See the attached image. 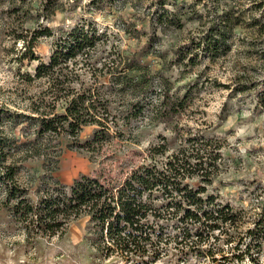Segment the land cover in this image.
Listing matches in <instances>:
<instances>
[{
	"label": "rangeland",
	"instance_id": "1",
	"mask_svg": "<svg viewBox=\"0 0 264 264\" xmlns=\"http://www.w3.org/2000/svg\"><path fill=\"white\" fill-rule=\"evenodd\" d=\"M88 1L58 0L45 18L38 0L16 12L10 0H0V110L34 116L33 108L48 110L47 80L27 81L37 61L21 56L33 29L46 25L57 32L87 19L107 33L106 41L87 57L78 56L74 66L82 82L77 88L90 85L109 100L116 124H110L105 141L90 150L82 147L93 126L84 127L77 140L66 133L35 139L32 125L0 117V134L18 146L7 162L19 167L16 180L27 198L35 201L45 184H69L82 174L119 182L148 162L150 147L165 144L170 154L196 136L221 146L208 191L242 212V228L251 224L264 211V106L259 101L264 31L254 24L264 22V10L255 8V0H108L94 11ZM224 12L237 22L228 38L230 49L215 57L194 55L191 42ZM165 15L179 26L166 24ZM52 45V37H39L34 54L46 61ZM68 64L71 69L73 63ZM3 198L0 190V264H212L194 257L180 262L172 243L157 259L152 254L107 256L93 246L85 214L52 237L27 233ZM220 246L229 249L223 242ZM258 258L264 264V243Z\"/></svg>",
	"mask_w": 264,
	"mask_h": 264
},
{
	"label": "trees",
	"instance_id": "2",
	"mask_svg": "<svg viewBox=\"0 0 264 264\" xmlns=\"http://www.w3.org/2000/svg\"><path fill=\"white\" fill-rule=\"evenodd\" d=\"M32 1L10 0L12 11L16 12ZM57 1L38 0L41 10L46 13L45 18L53 14ZM107 2L89 0L86 6L97 11ZM255 8L264 10V0H255ZM219 16L218 23L213 22L191 42L194 55L202 52L215 57L230 49L228 38L237 22H231V16L226 12ZM162 17L166 24L179 26L178 20L166 15ZM255 23H259V30L264 31V22L254 20ZM42 36L53 38L46 61L40 60L33 51ZM106 39V31L87 19L57 32L46 25L33 29L26 36L27 45L21 56L37 61L33 73L26 74L27 81L47 80L50 101L45 103L48 110L33 108L38 113L36 116L0 110V117L3 115L14 124L26 122L32 125L35 139L66 133L77 140L84 127L93 126L82 147L90 150L105 141L110 124H116L109 100L90 85L77 88L76 84L82 82L74 66L78 56L87 57ZM262 43L264 45V39ZM69 62L73 63L71 69H68ZM110 73L113 75V71ZM116 83L123 82L116 78ZM259 101L264 106V86ZM59 103L60 111L57 110ZM140 111L141 108L131 114L132 117ZM164 145L150 147L148 162L133 167L119 182L101 181L99 177L85 174L69 184L54 180L42 186L40 195L31 201L27 198L26 188L17 183L19 167L7 162L9 154L18 146L14 139L0 134L2 201L27 233L41 236H55L70 220L85 214L94 236L93 246L105 249L107 256L115 253L143 258L152 254L153 259H157L172 243L180 262L194 257L208 259L212 264H244L247 261L259 264L258 255L264 243V211L242 228L245 223L242 212L219 200L218 195L207 188L220 156L219 142L195 136L187 140V146H180L170 154H166ZM157 157L163 158L158 160ZM220 242L229 245L228 251L224 252Z\"/></svg>",
	"mask_w": 264,
	"mask_h": 264
}]
</instances>
